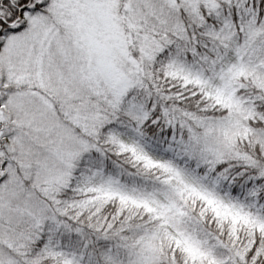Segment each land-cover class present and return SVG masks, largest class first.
I'll return each mask as SVG.
<instances>
[{
  "label": "snow or ice",
  "instance_id": "6c2138e0",
  "mask_svg": "<svg viewBox=\"0 0 264 264\" xmlns=\"http://www.w3.org/2000/svg\"><path fill=\"white\" fill-rule=\"evenodd\" d=\"M0 264H264V0H0Z\"/></svg>",
  "mask_w": 264,
  "mask_h": 264
}]
</instances>
